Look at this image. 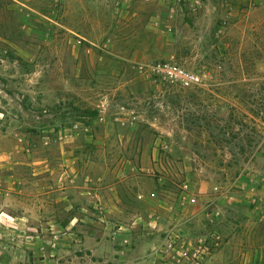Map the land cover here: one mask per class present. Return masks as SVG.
<instances>
[{
  "label": "rangeland",
  "instance_id": "1",
  "mask_svg": "<svg viewBox=\"0 0 264 264\" xmlns=\"http://www.w3.org/2000/svg\"><path fill=\"white\" fill-rule=\"evenodd\" d=\"M62 12L54 0H0V264H159L164 230L142 224L156 207L137 185L172 198L185 180L168 173L195 149L207 172L254 168L264 151V0H101L95 39L70 42ZM166 61L204 82L153 73ZM196 129L216 142H193ZM76 138L80 172L65 181L60 156ZM250 199L217 202L226 243L207 264H259L264 213ZM118 225L130 245L112 237Z\"/></svg>",
  "mask_w": 264,
  "mask_h": 264
},
{
  "label": "crops",
  "instance_id": "2",
  "mask_svg": "<svg viewBox=\"0 0 264 264\" xmlns=\"http://www.w3.org/2000/svg\"><path fill=\"white\" fill-rule=\"evenodd\" d=\"M100 3L101 0H62L63 12L61 15L60 25L63 28L62 30L65 33L68 42L71 41L70 38L72 39V37H75L74 35L80 36L83 39H86L85 37L89 39H95V36L91 34L92 32L90 28L93 29V31L96 30L98 21L92 17L94 16L96 9L99 8ZM134 9L135 11H133L134 14L132 15H138V9ZM253 10L255 9L250 10V12ZM244 19L245 18L239 20L241 23L238 22V27H243V30L241 31L242 38H245L246 28H249V26L242 24V20ZM257 28L258 26H256V29ZM87 29H89V35H86L85 33ZM249 32L250 31L248 30V33ZM242 41H244V39ZM211 96H215V94H212ZM222 105L223 108L224 104L222 103ZM226 106L228 107V104ZM257 122L259 124L255 125L256 130L257 128H260V124H262L259 121ZM76 139L77 140L74 141L70 148L62 152V155L60 156V163L62 166L60 175L62 178H65V181L69 180L65 177V175L70 176L71 171L72 173H75V176L80 172V169L76 167V164L78 163L82 154L81 149L83 147V142L79 140V138ZM191 140L197 144L203 145H210L216 142V140L213 139L211 135H206V133H202L200 131L198 132L197 129L195 135L191 136ZM206 147L208 148V146ZM194 152L192 154L193 156L190 158L191 162L189 163V166L184 165V167H182L183 161L179 160L177 161L179 170L173 169V171H170L168 174L177 176L179 178L183 177L185 180L184 183H189L190 193L196 197V203L182 207L178 202V195L181 193V191H179V194L175 195L176 197L174 196L171 198L170 195L166 193L169 191H167V189L164 187L160 189L162 192L164 191V193L161 192L156 195L154 188L151 189L149 187L142 186L143 184H138L134 191L135 196H137V198L142 202L146 201V203H148L149 201L151 205L156 207L155 211H150V217L152 220L150 222L144 221L142 223L144 226L156 224L155 220L153 219H162V222L158 224V230H166L172 225L176 224L184 229V231L188 234L197 235L198 233L205 231V207L213 204L218 205V203L223 205L224 198L226 197V194L224 197L223 193L234 194L235 200L233 202L236 205L234 207L236 210L237 207L240 209L242 207L246 208V206H249V204L247 205L245 201L247 197L252 199L253 195L257 194L260 199H264V151H257V165L254 168L244 167V165L236 168H231L227 165H221L218 166V168L215 167L214 170L208 165V167H210L208 172L200 164V156L202 151L195 149ZM208 152L209 150H207V153ZM182 155L183 153L179 152V158ZM182 168H184L183 172ZM161 178L162 176L159 177V180ZM10 183L15 189L20 185V181L15 178L11 179ZM148 191H150V194ZM153 193L155 196H152ZM63 202L65 204H69V201L67 202L64 199ZM79 208L82 207L79 206ZM257 210H259L261 213H264V209L262 207H259ZM13 219L15 220V224L20 226V220H25L27 218L24 216L13 215ZM16 219L18 220L16 221ZM55 223L59 224L58 222ZM71 226L72 225L70 223H67L63 227H65V229L68 231ZM39 250V248H36V252ZM263 252L264 251L261 248L256 250L255 263L259 262L260 264L259 258Z\"/></svg>",
  "mask_w": 264,
  "mask_h": 264
},
{
  "label": "built area",
  "instance_id": "3",
  "mask_svg": "<svg viewBox=\"0 0 264 264\" xmlns=\"http://www.w3.org/2000/svg\"><path fill=\"white\" fill-rule=\"evenodd\" d=\"M56 4H62V0H54ZM153 73L159 74L166 80L182 85H200L204 82L206 73L185 68L175 62L166 61L150 67ZM168 143L164 148H168ZM182 190L178 195V202L182 207L196 203V197L190 193L189 183L181 185ZM152 196H155L153 193ZM230 201L234 197L226 194ZM251 204L254 208L264 209V199L257 194L253 195ZM204 230L197 235L188 234L180 226L174 224L163 231V242L157 250L159 264H207L210 257L226 243L224 233L218 229L223 221L224 212L219 205H208L204 209ZM156 224L148 226L156 227ZM131 229L125 225H118L112 233L114 239H122V245H130Z\"/></svg>",
  "mask_w": 264,
  "mask_h": 264
}]
</instances>
